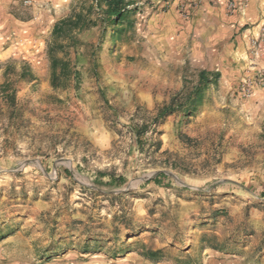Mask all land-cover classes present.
Wrapping results in <instances>:
<instances>
[{
  "label": "rangeland",
  "instance_id": "1",
  "mask_svg": "<svg viewBox=\"0 0 264 264\" xmlns=\"http://www.w3.org/2000/svg\"><path fill=\"white\" fill-rule=\"evenodd\" d=\"M130 1L113 44L91 0H0V264H264V0L207 39L201 2Z\"/></svg>",
  "mask_w": 264,
  "mask_h": 264
},
{
  "label": "trees",
  "instance_id": "2",
  "mask_svg": "<svg viewBox=\"0 0 264 264\" xmlns=\"http://www.w3.org/2000/svg\"><path fill=\"white\" fill-rule=\"evenodd\" d=\"M132 5L130 0H91V4L87 6L86 10L97 9V11L103 15L104 19L107 21V28L110 30V39L113 44L117 42L120 34L123 31V24H130L128 17L134 12V10H129L128 7ZM134 9V8H133ZM84 17L83 10L74 11L67 18L61 19L52 28V33L56 37L68 36L71 31L80 26V22ZM61 47V45H57ZM53 48L48 52L50 54V86L52 88H57L60 86L59 80L63 77L70 75L69 61L64 60L61 57L53 55ZM1 69V66H0ZM23 74V73H22ZM25 75V74H24ZM73 77L77 80L79 77V71H73ZM208 73L205 71L199 72V84L205 87L209 83ZM201 89H198L195 94L188 99V107L184 111V114L189 113L190 109H195L196 105L200 102ZM100 177L104 176L103 173L99 174ZM164 173H159L156 176H149L147 181H152L155 184L160 183V179L163 178ZM109 181H116L118 184L124 181L122 176H110ZM264 195V194H263ZM154 255V253H152Z\"/></svg>",
  "mask_w": 264,
  "mask_h": 264
},
{
  "label": "crops",
  "instance_id": "3",
  "mask_svg": "<svg viewBox=\"0 0 264 264\" xmlns=\"http://www.w3.org/2000/svg\"><path fill=\"white\" fill-rule=\"evenodd\" d=\"M176 1H173V3ZM225 3L226 0H202L200 5L193 11L192 20L199 26V31L204 39L215 34L218 29L228 27V19L231 16L226 13ZM158 21L160 23L162 21L164 25L168 22V16H163L162 19L158 18Z\"/></svg>",
  "mask_w": 264,
  "mask_h": 264
},
{
  "label": "built area",
  "instance_id": "4",
  "mask_svg": "<svg viewBox=\"0 0 264 264\" xmlns=\"http://www.w3.org/2000/svg\"><path fill=\"white\" fill-rule=\"evenodd\" d=\"M202 0H193L194 4H199ZM226 6L228 8H231V7H235L236 6V3H235V0H226Z\"/></svg>",
  "mask_w": 264,
  "mask_h": 264
},
{
  "label": "water",
  "instance_id": "5",
  "mask_svg": "<svg viewBox=\"0 0 264 264\" xmlns=\"http://www.w3.org/2000/svg\"><path fill=\"white\" fill-rule=\"evenodd\" d=\"M155 175H156V174H155ZM151 176L153 177V175H151ZM148 177H149V176H148ZM148 177H147V178H148ZM147 178H146V180H147Z\"/></svg>",
  "mask_w": 264,
  "mask_h": 264
},
{
  "label": "bare ground",
  "instance_id": "6",
  "mask_svg": "<svg viewBox=\"0 0 264 264\" xmlns=\"http://www.w3.org/2000/svg\"><path fill=\"white\" fill-rule=\"evenodd\" d=\"M188 229H190V226L188 227Z\"/></svg>",
  "mask_w": 264,
  "mask_h": 264
}]
</instances>
